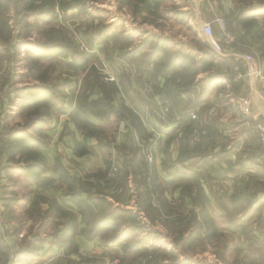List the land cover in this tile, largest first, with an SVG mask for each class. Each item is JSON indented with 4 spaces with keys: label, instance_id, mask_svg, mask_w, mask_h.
<instances>
[{
    "label": "crops",
    "instance_id": "obj_1",
    "mask_svg": "<svg viewBox=\"0 0 264 264\" xmlns=\"http://www.w3.org/2000/svg\"><path fill=\"white\" fill-rule=\"evenodd\" d=\"M23 1L27 5L29 0ZM249 1L187 0L184 5L185 9L190 8L192 12L188 24L194 30H198L197 39L205 43L204 47L208 48L207 50L214 57V62L219 59L229 66L237 59L242 60L246 75L235 92L224 94L216 86L215 88L211 87L210 89H214L211 91H198L195 96L191 84L189 91H168L167 89L174 87V84H167L161 76H158L156 77L158 82L156 92L158 93L148 98L149 96L141 92L139 93L142 95L132 94L133 89L137 87L136 80L133 76H128L122 78L121 81L127 96L124 97L120 87L115 90L113 100L110 102L116 110L114 112L111 111V113L100 117L96 109L89 111L88 106L84 103L77 104L75 99L74 103H67L64 100L65 106L55 108L54 105L42 124L29 125L32 127L31 154L34 150L38 154L30 156L28 153L27 164L18 163L19 170L13 172L12 176H7L3 172L0 157V255L2 254L5 264H10L13 259L17 261L16 264H20V259H23L36 246L38 256H35V259L40 258L41 263L39 264H50V262H42L44 255L54 256V259L60 258L58 248H60L61 240L59 236L61 234L63 237L61 239L64 241L66 208L70 210L75 208L74 202L66 196V179L69 178L72 183L78 184L81 180V163L87 161L92 163L94 159L102 163L109 162V170L112 166L117 168L112 176V179L116 176L114 181L109 179V207L112 204L114 206V210H109V222L116 221L121 230L118 237L109 241V244L122 240V243L127 241L121 233L123 228L129 230L136 224L130 220L132 214L143 217L144 225L148 226L151 223L153 226L160 218H162L161 221L163 219H168L171 222L177 220V215L162 214L163 209L171 208L168 212H172V209H176L174 205H179L186 208L187 211L192 209L196 212L197 207H201L202 215H198L196 219L206 232L218 226L212 211L219 209L223 213L226 212L228 221L238 223L241 227L249 224L250 228L248 236H242V254H234L232 259L226 258V260H230L229 264H264V255H262L264 254V149L252 134L255 120L264 118V95L261 93V77L259 76L264 74L263 70H260L259 74L256 72L261 59L264 60V51H261V57L257 56L256 58L237 48L224 49L219 44L222 25L217 20L219 17L227 20L229 19L227 15L231 13L235 15L238 12L250 13L258 20L264 19V4L262 5L260 0L258 3L251 0L250 4ZM7 3L6 8H9L8 5L13 4V1L8 0ZM123 3L134 4L132 0H123ZM3 7L5 6L3 5ZM5 26L8 28L7 21ZM233 26L236 27L234 30L237 35L242 33L236 22L233 23ZM4 31L5 29L0 35H3ZM183 31L184 29L177 35V37H182L180 42L183 41ZM163 33V36L167 35L165 31ZM166 38L163 39L167 40L171 37ZM189 48L195 49L193 52L195 56L202 55V52L197 51L199 50L197 46L180 47L186 51ZM254 52L256 53V51ZM245 55L254 58L256 68L244 60ZM209 57L202 56L207 59ZM175 59L172 64L175 63ZM141 62L138 61L137 65L145 64ZM154 62L149 61V64H146L152 73L155 72L153 70ZM219 64L222 70L214 76L213 82L225 81L221 78L229 76L230 83L232 69L230 75L224 74L223 71L226 68L222 67L224 64ZM131 66L136 69L135 65ZM151 76L155 77V75L149 77ZM210 77L208 76L207 79ZM144 81L145 77H143V84ZM168 82L171 81L168 80ZM28 85L32 86L36 83ZM60 87L61 85L58 86V88ZM62 87L66 90L68 86L62 85ZM231 89L234 90V87ZM95 93L92 94L93 97L90 95L86 100L89 101L90 98L97 97L98 92ZM246 96L251 99L249 116H244L241 113V98ZM166 99L171 101V109L165 114V119L160 118L158 112L162 111L161 102ZM120 100L121 104H119ZM80 105L85 107L80 111L87 115L90 122L87 123L81 119L83 118L82 112H79L80 118L77 117L76 120L71 118L73 110ZM153 107H158V111H155L156 108ZM186 110L196 112L199 119L195 121L185 116L179 123L171 121V116L174 113L185 115L187 114ZM215 115L221 117L220 120L223 121L221 122L223 124L216 121ZM113 120L118 128V132L113 136V141H110L109 136V140L106 137L98 136L92 129L95 135L87 141V145H89L87 153L79 155L73 150L74 142L83 138L81 131L83 122L91 127L93 125L96 129L105 122L110 124ZM234 120L235 123L231 122ZM198 125L202 128L203 134L201 145L188 157H179L181 142L186 137L183 136V133L188 127L198 128ZM39 141L41 144H37ZM162 141L163 146L160 150L158 148ZM99 146L109 148V158L102 159L99 156ZM92 147L95 148L97 157L94 156ZM69 161L77 163V165L71 166ZM77 166L79 168H76ZM9 167L11 168V166ZM44 167L46 170H42ZM72 167L76 169H72ZM24 168L34 172L28 176L32 181L27 180V173L20 171ZM66 169L69 174L67 173L68 175L65 176ZM40 174L41 178L37 176ZM70 178H74V181ZM182 179H186L187 182L182 184ZM38 180L40 182H37ZM191 180H195V182ZM77 184L75 186L78 187ZM123 190L125 193L121 194ZM83 193H81V197ZM102 195L106 199L104 194ZM215 204L218 208H214ZM116 211H121V215H117ZM241 212H243L242 215H239ZM161 214L162 216H160ZM153 215L155 216L153 217ZM73 221L75 222L76 219ZM77 227L78 233L75 241L90 248L91 242L83 240L80 234L83 227L80 215H78ZM37 228L42 230L36 233ZM35 233L36 239L33 240L32 236ZM55 237L58 239L56 245ZM184 240L182 243L185 244L188 241L187 236ZM226 260L223 262L225 263ZM51 263L55 264V261H51ZM61 264H67V262L62 261Z\"/></svg>",
    "mask_w": 264,
    "mask_h": 264
},
{
    "label": "rangeland",
    "instance_id": "obj_2",
    "mask_svg": "<svg viewBox=\"0 0 264 264\" xmlns=\"http://www.w3.org/2000/svg\"><path fill=\"white\" fill-rule=\"evenodd\" d=\"M1 1L0 33L2 34L4 29L5 31L3 35H0V157L2 159V170L7 176H12L13 172L19 170L18 163L27 164L26 157L28 153L30 156L38 154L35 150L31 154L32 149L21 154L22 152L19 149V144L22 145V148L26 147L27 134H31L32 127L29 126V123L32 118H36L37 114L45 117V114L40 113V111L32 110L31 114L28 113L31 107L25 106L27 105L25 102L26 96L30 98L29 96L33 94L34 98L38 99L37 106L41 109L44 106H49L50 109L54 105L55 108H63L65 102L74 103L75 99L77 104L79 102V104H86L90 111L89 102L100 95L102 96V89H99V86L100 84L103 85L101 79L106 74L114 77L112 83H115L114 87L116 89L122 88L121 91L124 97L127 94L121 81L122 78L128 76H133L136 80L137 87L133 89L132 94L138 95L141 92L149 96L148 98L158 93L156 92L158 86L156 77L158 76H161L167 84H174V87L167 89L168 91H189L191 85H193L192 90L195 96L198 91H211L214 89L210 88L216 86L224 94L236 91L235 88L234 90L231 89V85H226L227 83L230 84L229 76H221V79H225V81L213 82L214 76L222 70L219 63L224 64L222 67L226 68L223 73L230 75L232 66L237 65L235 64L237 62L235 61L229 66H226L224 61L219 59L214 62V57L207 50L208 48L204 47L206 46L205 43L197 39L198 30H194L188 24L192 12L190 8H184L187 0H132L133 5L123 3V0H42L46 3L29 1L27 5L24 4L23 0H12L13 4H9V8L3 7ZM50 1L54 4L53 8L47 7ZM145 1H148V5H145ZM255 1L259 2V0ZM250 3H252L251 0ZM260 3L263 5L264 0H260ZM233 14L227 15V18L231 19H227L229 28L226 29L234 36V41L225 46V49H231L232 44L238 42V35L235 32L236 27L233 26L235 22V15ZM3 21L8 22V28L1 26ZM259 22L257 34L259 38L257 41L252 40V42H255L252 43L253 48L243 47V53L253 55L256 58L257 56L261 57V51H264V19L259 20ZM52 28L59 29L63 35L67 36L68 40L71 41V47L69 48H73V50L69 48L48 52L44 50V46L58 40L57 34L59 32L48 35L49 30ZM183 29L184 37L183 41L180 42L179 40H182V37H177V35ZM163 31L167 35L163 36ZM214 31L216 32L215 28ZM166 37L171 38L167 39ZM245 42L249 43L251 41L246 39ZM185 45L187 47L197 46L199 49L197 51L202 52V55L195 56L193 54L195 49L191 50L189 48L187 51L180 49V47L184 48ZM239 47L242 48V46ZM142 51L144 53H141ZM202 56L210 57L207 59L202 58ZM174 59L175 63L172 64ZM261 60L260 66L256 70L257 74L260 70H263L262 73L264 74V60ZM138 61L145 64L137 65ZM149 61H155L153 65L155 72L153 73L152 70L146 67ZM132 64L135 65L136 69L132 68ZM241 74L243 79L246 72H241ZM96 75L99 84L94 86ZM150 75H155V77H149ZM208 76L211 77L207 79ZM259 76L264 77V75ZM42 77L45 79H42ZM143 77H145L144 84ZM152 79L156 80L152 91L144 92L143 87ZM168 80L171 82H168ZM89 82L93 85L90 89L88 88ZM262 82L263 79L261 78L262 88L260 89L262 95H264ZM32 83H36L39 87L38 94L34 93L35 89L33 93L31 92L32 89L28 84ZM60 85L61 87L58 88ZM62 85H67V89L65 90ZM97 92V97L90 98L89 101L86 100L87 97L90 95V97H93L92 94H97ZM241 99V102L243 100L248 101L250 108L248 114L240 109L241 113L244 116H249L251 99L247 96ZM127 101L129 100L127 99ZM119 102L121 104V100ZM161 106L162 111L158 112V116L166 119L165 114L167 111L164 112L163 110L165 108L167 110L171 109V101L166 99L161 102ZM153 108H156L155 111L159 109L158 107ZM96 110L101 117L103 114L101 109ZM189 112L191 110H186L187 114ZM91 115L93 116V114ZM215 116L216 121L223 124L221 123L223 121L220 120L221 117L219 115ZM198 119L197 116L195 121ZM231 122L235 123L236 121ZM82 124V128L79 127L83 138L74 142L73 150L75 152H78L80 148L87 146L89 148L87 141L95 135L94 130L102 138L106 137L109 140L110 137V141H113L114 134L118 132L114 120L110 124L105 122L100 125V128L96 129L93 125L91 127V125L84 122ZM258 124L264 125V118H257L253 127L255 131L252 130L253 136L258 139L259 145L264 149V142H261L262 139L257 130ZM16 131H18V138L14 134ZM20 131H23V135L20 134ZM163 141L158 148L160 150ZM33 143L36 144V142ZM31 144L32 140L28 145ZM37 144H41V142L39 141ZM155 144L157 145V143ZM92 150L94 156L97 157L95 148L92 147ZM99 153L102 159L109 158L110 151L108 147L99 146ZM69 164L71 166L77 165V163L71 161H69ZM81 165L82 171L79 170L81 171V180L78 184L76 183L78 187L74 183L66 182V196L74 202L75 208L71 210L66 208L67 220L64 241H62L61 234L59 236L61 240L60 248H58L60 258L54 259V256L44 255L42 256V262H50V264H52L51 261H55V264H61L62 261L67 262V264H229L230 260H226V258L232 259L234 254H242V236L247 237L250 233L249 224L241 227L238 223L228 221L226 212L223 213L219 209H214L215 212H212L215 214L218 226L205 232L200 222L196 218L194 219V214H197L196 216L202 215L201 207H197L195 212L192 209L187 211L186 208L179 205H174L176 209H172V212H168L171 208L162 210V214L167 216L177 215L176 221L171 222L168 219H163V222L160 218L153 226H151V223L148 226L144 225L143 217L132 214L130 220L136 224L129 230L123 228L121 233L127 241L125 240L122 243V240L109 244V241H113L116 236L118 237L121 230L116 221H114L115 223L109 222V210H114L113 204L109 207V179H112V176L109 177V162L102 163L94 159L92 163L87 161L81 163ZM21 167L23 169V166ZM76 168H79V166ZM76 168L72 167V169ZM42 170H46V167ZM20 171L27 173V178L34 173L25 168ZM65 173L69 174V171L66 169ZM37 176L41 178L42 175ZM27 180L32 181L29 178ZM191 181L195 182V180ZM37 182H40V180ZM181 182L184 184L187 180L182 179ZM70 184H72V188H70ZM166 187L168 186L166 185ZM69 191L75 194L78 201H81V207H78L75 201L69 198L71 197ZM81 193H83L82 197L80 196ZM123 193H125V190L121 194ZM102 194L106 197L105 201L107 200V203L102 200L99 201L98 198L103 196ZM215 207H217V204L214 205ZM103 211L108 212L107 216L101 223H93L102 215ZM133 211L136 212L134 207ZM242 213H239V215H242ZM116 214L121 215V211H116ZM78 215L81 216L83 226L80 234L83 240L91 242L92 246L90 248L75 241L78 233ZM74 219H76L75 222ZM41 230L37 228L36 233ZM36 233L32 236L33 240L36 239ZM186 236L188 241L184 244L182 241H185ZM57 240V237H55V245ZM27 246L29 245L27 244ZM29 252L23 259H20V264L41 263L39 257H37L38 260L35 259V256H38L37 246ZM1 255L0 264H5ZM223 260H226V262L224 263ZM16 262L13 259L10 264H16Z\"/></svg>",
    "mask_w": 264,
    "mask_h": 264
},
{
    "label": "trees",
    "instance_id": "obj_3",
    "mask_svg": "<svg viewBox=\"0 0 264 264\" xmlns=\"http://www.w3.org/2000/svg\"><path fill=\"white\" fill-rule=\"evenodd\" d=\"M29 1H34V0H29ZM28 1V2H29ZM7 2L8 0H2V3L3 5L6 7L7 6ZM27 2V3H28ZM43 3H46L45 1H43ZM145 5L147 4L148 5V1H145L144 2ZM53 2H49V5H47L48 8H53ZM225 20V28H229L228 26V22L226 19ZM235 22L236 24L241 28L242 30V33L238 34V37H237V41L236 43H233L232 47L233 48H237V49H240L241 51H244L243 50V47H247V48H253L252 47V43H255V42H252V40L254 41H257L259 36L257 35L258 34V29H259V25H260V22L258 19H256L252 14L250 13H242V12H238L235 14ZM6 24V21H3L1 26L4 27ZM50 32H48V35H51L52 33H55V32H59L57 34V38L58 40H56L55 42L53 43H49L47 46H44V50L46 52L48 51H53V50H56V49H64V50H67L69 47H71V41L68 40L67 36L66 35H63L61 31H59V29H50L49 30ZM247 40H250L251 42L247 43L245 42ZM245 40V41H244ZM245 43V44H243ZM239 46H242V48H240ZM225 49V46L223 47ZM70 50H73V48H69ZM260 49V47H259ZM240 70L242 73H244L245 69H244V66H243V63H242V60L241 59H237L236 60ZM172 66V64H171ZM232 72V71H231ZM42 79H45L44 77H42ZM95 79V83L93 84L94 86L99 84V79H98V76L96 75V77L94 78ZM102 80V79H101ZM242 78L239 79L237 82L235 81H230V85L231 87H234L235 89L238 88L237 86H239L242 82ZM102 83V82H101ZM91 84V82L88 83V88L90 89L91 86H93ZM108 85H101L99 86V89L101 88L102 89V96L100 95L98 98L96 99H92L91 101L92 102H89V107L90 109H101V111L103 112V116L114 112L116 110H114V107L112 104H110L111 100H113V97H114V94H115V90H116V87L115 84L112 85V86H109V88H107ZM31 89H32V93H33V90L35 89V94H38L37 90H39V87L37 85H32V86H29ZM118 89V88H117ZM26 100L25 102L27 103V105L25 106H29L31 107V109H29L28 113L31 114V111L34 110L36 112L40 111V113H44L45 114V117L48 115V113L50 112L51 108L49 109V106H44L42 109L37 106V102H38V99L37 98H34L33 94L31 96H29L30 98H28V96H26ZM39 109V110H37ZM81 109H85V107H83L82 105L80 106H76V108L73 110L72 114H71V118L72 119H77V117H79V112H82L80 111ZM36 112H32V113H36ZM167 113V112H166ZM43 115V114H42ZM82 115H83V118H81L83 121L85 122H90L89 118L87 117V115H85L83 112H82ZM101 115V116H102ZM102 116V117H103ZM176 116H179V119L180 121H182L184 119V117L186 116V118L188 117V115H184L183 113H174L172 116H171V121L174 122V123H179V122H176ZM36 118H32V121L29 123V125H37V124H42L45 117L42 116L41 117V114L40 116L37 114L35 116ZM80 118V117H79ZM189 118V117H188ZM199 126V125H198ZM194 130H197L199 132V135H200V140L195 144V145H190L189 142H188V137H189V134L191 132H193ZM202 128L199 126L198 128H187L186 131L183 133L184 135L183 136H186V137H182L183 140L181 142V148L179 150V157L181 156V158H185V157H188V155H191L192 152H194L195 149H197L202 141H203V134H202ZM18 131H16V133H14L16 136V138H18ZM189 132V133H188ZM20 134L23 135V131H20ZM188 135V136H187ZM32 139V135L31 134H27V140L25 142H27L26 144V147L25 148H22V145L19 144V149L21 150V154H23L26 150H29V149H32V146L31 145H28L30 140ZM1 146V144H0ZM88 149L87 147L85 148H80V150L78 152H76L77 154L81 155V154H85L87 153ZM1 152V150H0ZM1 155V154H0ZM180 159V158H179ZM152 174H154V172L151 170ZM64 175H68L67 173L64 172ZM116 177V176H115ZM115 177L112 179V181H114ZM74 181V178H70ZM66 182L68 183H72L69 178H68V181L66 179ZM70 188H72V184H70ZM85 191V190H84ZM87 192V190H86ZM70 195L72 200L75 201V203L77 204L78 207H81L82 206V203L81 201H78L77 198L75 197V194H73L72 192H70ZM66 195H67V192H66ZM236 198H239L238 196H236ZM99 201H103L104 203H107L105 201V199L100 196V198H98ZM110 213V212H109ZM108 212L106 211H103L102 212V215L96 220L94 221L93 223H101L102 220L107 216ZM109 215V214H108ZM196 214H194V219L196 218Z\"/></svg>",
    "mask_w": 264,
    "mask_h": 264
},
{
    "label": "built area",
    "instance_id": "obj_4",
    "mask_svg": "<svg viewBox=\"0 0 264 264\" xmlns=\"http://www.w3.org/2000/svg\"><path fill=\"white\" fill-rule=\"evenodd\" d=\"M217 20L221 23L222 25V30H221V36H220V45L221 46H228L231 44L232 41H234V36L225 28V20L223 18H217ZM244 60L248 63L251 64V66H253L254 68H256V64H255V60L252 56L250 55H245ZM232 80L233 81H238L239 79H241L242 74L240 71V68L238 65H234L232 68ZM259 74V73H258ZM261 78L263 79L262 85L264 87V77L261 76ZM114 81V77L106 74L104 76H102V84L108 85V86H112L115 83H112ZM156 84V80L152 79L151 81H149L144 87H143V91L148 93L150 91H152V87ZM249 104L248 101L243 100L242 102V111L246 114L249 113ZM164 112H168L169 110H167V108H165L163 110ZM189 119L191 120H196L197 119V113L194 111L189 112L188 114ZM176 122H180L179 116H176ZM257 130L259 133V136H261V141L264 142V125L258 124L257 125ZM200 140V135L199 132L197 130H194L188 137V142L190 145H195L198 141ZM117 171L116 166H112L109 170V177L113 176L114 173Z\"/></svg>",
    "mask_w": 264,
    "mask_h": 264
}]
</instances>
